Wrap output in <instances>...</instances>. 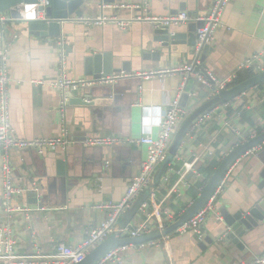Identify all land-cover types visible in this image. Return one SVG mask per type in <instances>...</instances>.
I'll use <instances>...</instances> for the list:
<instances>
[{"label": "crops", "instance_id": "0c3cea01", "mask_svg": "<svg viewBox=\"0 0 264 264\" xmlns=\"http://www.w3.org/2000/svg\"><path fill=\"white\" fill-rule=\"evenodd\" d=\"M123 3L140 5L142 10L135 11L140 14L148 10L157 17H169L188 12L196 18L208 14L214 0H115L109 4ZM135 12L120 8L103 12L102 5L86 9L83 18L64 25V62L57 38L33 35L29 23L0 24V33L9 45V106L15 134L25 140L55 139L65 128L70 140L68 149H47L45 157L34 149L9 153L14 184L25 190L15 198V204L22 210L14 215L11 223L19 255L30 256L34 254L35 245H39L42 254L50 257L60 243L72 247L83 243L88 231L98 227L108 215L98 206L121 201L148 157L143 145L85 147L82 141L86 137L102 135L128 140L151 135L157 138L169 103L180 100L185 91L191 92V97L207 91L199 82L201 75L209 73L219 81L231 82L241 73L264 71V0H232L226 6L222 23L215 28L210 43L212 50L208 51L204 63L200 62L203 71L192 75L163 71L194 64L195 45L171 43L165 47L155 42L154 32L159 27L153 23L134 22L126 29L118 23H94L103 13L124 19ZM192 23L196 22L170 26V29L175 33H189ZM104 53L113 56L118 69L129 64L131 71L124 72L135 76L113 85L81 91V97H91L88 103L97 102L109 92V102L97 105V112H93L91 106H71L68 100L64 102L61 92L52 86L62 70L68 78H94L85 74L84 59ZM248 63L250 67L246 66ZM143 73L152 74L143 77ZM262 85L216 107L195 124L145 202L148 209L140 211L127 227L129 230L148 219L155 206L164 212L163 228L154 219L152 232L163 231L175 223L210 179L207 167L221 163L243 142L264 133ZM207 92L210 97L216 96ZM184 109L189 116L191 111ZM143 128L152 129L151 134H146ZM258 146L256 153L246 154L230 166L228 185L217 203L221 216L223 209L234 214L239 210L249 211L264 202V144ZM192 157L195 171L187 170L181 175L182 167L190 164ZM5 159V153L0 150V221L5 220L1 174ZM60 161L64 162L63 176ZM162 166L156 169L153 181ZM31 192L39 194L42 207L31 202ZM122 219H119V227L124 228ZM226 229L224 219L220 221L210 216L200 236L180 235L177 230L154 241V245L151 242L126 246L120 255L122 263L111 264H241L264 255V224L242 238L243 248L227 237L221 241L227 235ZM126 237H130L129 234L120 238Z\"/></svg>", "mask_w": 264, "mask_h": 264}, {"label": "built area", "instance_id": "2783aa9c", "mask_svg": "<svg viewBox=\"0 0 264 264\" xmlns=\"http://www.w3.org/2000/svg\"><path fill=\"white\" fill-rule=\"evenodd\" d=\"M232 0H214L212 10L202 16L193 18L188 12H180L176 15L169 17H157L148 10L146 12L136 13L135 11L142 10L140 5L135 4H120L112 6L111 4H103V12L113 8L128 9L134 11L136 14L131 15L128 18H119L117 16H107L103 13L101 17H98L94 23L96 25H102L109 22L118 23L124 29L129 24L138 23H153L158 27L162 26H175L180 27L186 25L189 22L203 23V27L197 30V41L195 44V54L197 59L194 64L186 66L184 68L170 69L163 71L164 73H186L192 75L195 72L196 66L201 65V55L207 45H210L214 38L215 28L218 27L222 21L221 17L226 6ZM48 0H41L37 4L21 5L15 8L16 15H5L0 17V24L5 22H24L28 23L33 20H39L41 18L40 9L47 7ZM59 53L62 62L66 58L65 41L63 38L58 40ZM9 45L6 44L4 34L0 33V150L6 155L1 166V174L3 178L4 194L2 197L3 207L2 212L5 215V220L0 221V264H80L87 255L106 241L109 237L115 235L117 237L126 236L129 234L131 238L141 237L143 235L152 232L151 222L156 219L160 224L163 221V211L160 207L155 206L153 212L148 214L146 219L141 224L137 225L132 230L129 228L119 227V219L125 215V213L132 207L137 198L142 195L150 186L153 181L156 169L161 164H164L169 156L170 147L178 133L180 125L188 117V112L182 106H180L179 100H175L168 104L167 110L164 113L163 121L161 122V129L158 137L154 138L151 135H146L137 139L122 140L110 136H91L86 137L82 144L85 147H109L121 144H135L143 145L147 148L148 157L142 163L140 173L133 177L131 183L128 186L127 192L123 199L119 202H107L100 204L98 207L107 212L106 219L100 223L96 228H92L88 231L87 238L76 247L67 246L65 243H60L56 246V253L53 256H45L42 254V249L39 245H35L34 254L28 256H22L18 254V241L13 232L12 219L14 215L22 209L15 204V198L23 191L20 187L16 186L13 181L12 166L9 161V153L12 150H27L34 149L41 157L46 156V150L56 148L68 149L70 140L68 139L67 129H63V133L60 137L55 139H35L25 140L17 137L11 121L10 106H9V86L11 83L10 68L8 61ZM250 67L249 63L246 65ZM263 71V70H260ZM152 73H143V77L150 76ZM134 74H128L125 72L112 73L110 75H102L101 78H81L72 79L68 78L66 71L63 69L60 78L52 83L58 91L61 92L64 97V102L67 101L66 93L71 90H85L96 86H109L118 83L119 81L134 77ZM189 76L186 77V79ZM200 84L204 85L207 91L211 94L217 95L221 90L228 87L230 81H219L213 75L206 73L199 77ZM208 113L200 118L197 123L203 121L207 117ZM210 115V112H209ZM255 138V137H254ZM74 141V140H73ZM245 142H243L244 144ZM264 144V143H263ZM262 145V144H261ZM260 147L256 146L247 155L254 154ZM109 166V165H108ZM189 166V167H188ZM187 170L194 172L193 165L187 164ZM232 168L230 167L226 175L220 181L216 190L211 195L208 203L202 208L189 222L185 223L178 229L180 235L194 234L202 235L204 227L210 216H216L217 219L223 221L222 216L218 212L217 203L219 198L225 191L228 185L229 176ZM148 209L147 204H143L142 211ZM24 211V209H23ZM163 228V226L161 225ZM226 238V235L221 238V241ZM155 242L152 243L154 245ZM127 247H121L114 251H111L104 256L96 264H111L114 262L122 263L120 257L121 252L125 251ZM241 264H264V255L256 257L252 261H243Z\"/></svg>", "mask_w": 264, "mask_h": 264}, {"label": "water", "instance_id": "95a60500", "mask_svg": "<svg viewBox=\"0 0 264 264\" xmlns=\"http://www.w3.org/2000/svg\"><path fill=\"white\" fill-rule=\"evenodd\" d=\"M41 0H0V15H16L15 8L21 5L37 4ZM47 7L40 9L41 18L39 20H33L28 22L29 29L33 35L41 38H62L64 25L70 23L75 18H83L86 9H91L94 6L109 4L115 0H48ZM203 27V23H192L189 25V33L174 32L170 27L162 26L155 30V42H161L163 46L167 47L171 43L182 44L189 43L191 46L196 44L197 30ZM212 47L207 45L203 51L200 59L201 64L204 63L208 51H211ZM116 60L110 53L94 54L84 59L85 74L94 78H101L102 75H110L112 73L130 72L131 68L129 64H124L122 69L115 67ZM195 72H202V67L196 65ZM238 79L231 81L228 87L221 90L215 97H210L206 90L202 91L199 96L191 97V92L185 91L179 100L180 106L187 108L191 111L190 115L186 118L183 124L180 126L178 133L170 147L169 156L167 161L162 166V171L159 173L157 179L153 181L148 189L140 195L132 207L125 213L122 219V226L127 228L129 224L135 219L141 211V208L145 202L148 201L149 195L155 189V186L162 180L166 174L169 164L173 157L178 154L182 143L184 142L188 133L193 129L197 121L205 116L207 113L222 106L223 104L234 100L241 94L252 90L262 84H264V71H260L247 81H244L238 85L230 87ZM196 87V86H194ZM85 90H71L66 93L67 102L71 106H91L93 112H97L99 108L97 105H105L109 102L111 96L109 92L100 98L95 103H88L90 100L89 95L83 97L80 96L81 91ZM264 143V133L249 140L248 142L236 147L231 151L220 163L214 174L210 177L206 185L203 187L201 193L197 198L187 207V209L180 215L178 220L169 225L163 231H154L147 235H143L137 238H120L115 235L109 237L106 241L92 250L86 257V259L80 264H96L104 256L111 251H114L121 247L126 246H140L154 241L161 240L164 237H168L170 234L176 232L185 223L189 222L205 205L208 203L211 195L216 190L220 181L226 175L230 166H232L238 159L247 154L254 147ZM83 145V144H82ZM84 146V145H83ZM194 157L189 159V163H193ZM60 175L64 174V162H59ZM187 172L186 165L182 167L181 175ZM264 176V173L263 175ZM29 197L33 198L31 202L37 203L42 207L38 193H29ZM222 216L224 224L226 226V237L232 243L243 248L244 244L242 238H244L250 231L259 228L264 224V202H260L259 205L251 208L249 211L239 210L236 213H230L227 209L222 210Z\"/></svg>", "mask_w": 264, "mask_h": 264}, {"label": "trees", "instance_id": "16d2710c", "mask_svg": "<svg viewBox=\"0 0 264 264\" xmlns=\"http://www.w3.org/2000/svg\"><path fill=\"white\" fill-rule=\"evenodd\" d=\"M253 76H254L253 72H251V73H241V74H239L238 80L236 82H234L231 86L238 85V84H240V83H242L244 81H247L248 79L252 78ZM261 87H263V85H261ZM219 164H220L219 162L211 163L209 165V167H207L206 173H208L209 177H211L214 174V172L218 168Z\"/></svg>", "mask_w": 264, "mask_h": 264}, {"label": "clouds", "instance_id": "9594fccd", "mask_svg": "<svg viewBox=\"0 0 264 264\" xmlns=\"http://www.w3.org/2000/svg\"><path fill=\"white\" fill-rule=\"evenodd\" d=\"M159 125H156V127H158ZM143 131L146 133V134H151V131L152 129L150 128H143Z\"/></svg>", "mask_w": 264, "mask_h": 264}]
</instances>
